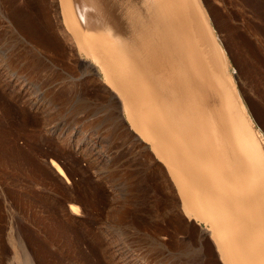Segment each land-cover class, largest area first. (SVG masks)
Listing matches in <instances>:
<instances>
[{
    "label": "bare ground",
    "instance_id": "obj_1",
    "mask_svg": "<svg viewBox=\"0 0 264 264\" xmlns=\"http://www.w3.org/2000/svg\"><path fill=\"white\" fill-rule=\"evenodd\" d=\"M6 1L15 23L10 30L29 44L24 57L33 55L31 65L45 70V76L54 71L62 75L56 60L71 51L72 57H86L75 60L81 76L64 77L70 83L54 91L55 99L78 92L85 74L94 81L104 72L106 93L125 113L129 126L121 122L134 135L140 133L141 142L148 141L164 163L169 178L162 167L157 169L156 187H168L171 203L201 226L195 237L200 249L206 238L213 240L217 255L211 254L212 262L219 258L223 264H264V140L230 82V59L215 37L213 19L202 0H59L58 5V0ZM51 10L57 13L56 22ZM9 75L4 79L11 97L35 109L44 107L46 114L49 106L34 95L31 76ZM53 75L50 84L55 82ZM11 102L5 103L7 109ZM18 108L30 117L26 107ZM44 119L38 129L54 138L31 133L26 144H19L16 136L0 144L9 151H64L67 146L80 154L92 151L90 140L71 137ZM52 164L64 175L53 159ZM72 196L57 199L51 207L76 222L82 209ZM27 262L37 264L30 254Z\"/></svg>",
    "mask_w": 264,
    "mask_h": 264
},
{
    "label": "rangeland",
    "instance_id": "obj_2",
    "mask_svg": "<svg viewBox=\"0 0 264 264\" xmlns=\"http://www.w3.org/2000/svg\"><path fill=\"white\" fill-rule=\"evenodd\" d=\"M202 3L231 62L226 64L233 83L230 87L232 84L244 99L264 140V0ZM9 7L6 0H0V140L16 136L19 144H26L31 133L54 138L53 133L38 129L37 123L46 118L71 137L90 140L92 151L80 154L68 146L64 151L46 153L9 151L6 144H0V264H29L27 254L37 264H223L219 258L215 263L211 260V254L217 252L210 237L200 249L195 237L201 226L171 203L170 189L156 187L157 169L162 167L168 177L164 163L148 141L141 142L140 133L137 137L126 128L125 113H120L106 93L104 72L100 71L94 81H88L85 74L78 92L72 91L64 100L55 99L54 91L66 89L70 83L64 77L69 73L81 76L75 60L86 57L78 53L74 58L71 51V57L55 59L63 77L53 75L55 71L45 76V70L31 65L33 55L24 57L29 44L21 43L10 30L15 23ZM50 15L56 22L55 10ZM226 21L231 23L229 27L224 26ZM11 73L31 76L34 95L49 106L47 115L44 107L35 109L11 97L4 79ZM52 75L54 84H50ZM7 102L12 104L10 109L5 107ZM17 106L26 107L31 118L22 116ZM52 159L64 175L57 172ZM66 196L81 206L76 222L68 213L51 207ZM180 238L185 240L182 244Z\"/></svg>",
    "mask_w": 264,
    "mask_h": 264
}]
</instances>
